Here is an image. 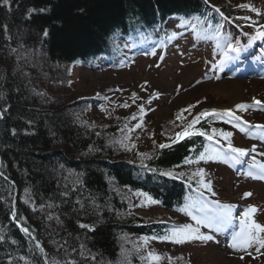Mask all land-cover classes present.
Here are the masks:
<instances>
[{
	"label": "trees",
	"instance_id": "16d2710c",
	"mask_svg": "<svg viewBox=\"0 0 264 264\" xmlns=\"http://www.w3.org/2000/svg\"><path fill=\"white\" fill-rule=\"evenodd\" d=\"M179 1L186 12L195 6L192 0L186 5L182 4L185 0H171ZM121 3L134 21L152 13L151 6L157 2L0 0V264H141L137 252L131 262L126 256L124 262L120 235L159 237L166 231L165 219L172 216L169 211L149 218L127 216L131 192L144 191L167 209L182 203L184 185L176 175L163 173H178L186 159H194L202 144L200 136L175 143L171 140L166 143L169 147H159L147 158L119 155L113 145H106L104 133L88 130L67 115L68 102H39L32 73L27 76L19 69L17 58H7L10 34L14 37L22 27L32 25L36 29L32 43L41 45L52 62L65 64L83 55V39L76 42L68 37L76 22L84 27L83 14L89 17L87 28L100 36L92 40L94 46L101 48L113 22H125V14L119 11L123 9ZM113 5L118 8L117 16L112 13L103 18L109 28L97 30L93 23L98 16L96 9L106 13ZM33 7L37 11L31 13ZM149 19L160 20L155 15ZM45 29L47 37L43 35ZM186 121L181 122V128ZM200 123L204 125L205 120ZM81 224L90 227L82 228ZM22 227L29 228L30 234Z\"/></svg>",
	"mask_w": 264,
	"mask_h": 264
},
{
	"label": "rangeland",
	"instance_id": "374dc122",
	"mask_svg": "<svg viewBox=\"0 0 264 264\" xmlns=\"http://www.w3.org/2000/svg\"><path fill=\"white\" fill-rule=\"evenodd\" d=\"M190 42L191 39H187L182 46H178V48L182 47L181 50L177 48L176 50L170 51L168 57L160 64H153V66L148 65V63L152 62L146 59L137 61L131 69L89 70L76 66L65 67L57 63H47L46 66L42 63V60L35 62L32 59L29 62L26 59L23 62L20 60L18 67L27 76L30 75L29 73H32V77H34L32 79V85L40 90L37 99L43 105L53 102V99L58 98L61 102L66 99L71 105L69 109H65V112L72 111L75 113L74 104L80 102L81 104L79 105L82 110L79 111V114L82 122H79L82 127L88 130H97L99 134L104 133L106 145H113L119 155L143 157L142 154H147L148 157L155 154L154 152L159 148L160 144H166L174 139L175 133L182 130L179 128L181 122L187 118V115H191V113L198 112L204 108L214 106L231 107L237 103L252 101L249 98V100H236L234 98V91L231 90V85L234 84V81H230L229 78L215 80V82L218 81L219 83L215 86L212 84L209 86L202 84L203 81L197 78L204 75L202 73V66L206 67L208 61L200 64L191 62L181 67L176 59L178 56H181L180 52L183 51V48L187 50L189 45H193ZM36 56H38V51L33 50L32 58L36 60ZM214 57V54L210 53L207 56V60H211ZM154 59L150 60L154 61ZM26 66L32 67V69L29 71V69H26ZM191 67L194 68V72L186 79H183L182 76L185 71ZM147 80L152 82L154 88H159L163 91L160 97L155 98L158 102L155 101L154 104L152 102L149 103V99L143 97L147 89L152 90V86L144 83ZM73 83L74 86L71 87ZM222 84L223 86H221ZM116 85L122 87L123 90H115L114 86ZM195 86H197L196 89L194 88L195 90L183 94ZM137 89L140 90L139 95L138 91H136ZM133 93L137 97L135 101H133ZM93 95L96 97L110 95L107 99V107L99 106L97 108V104L92 97ZM87 96H91L90 99L82 103V101L86 100L83 98ZM197 101L200 103L197 104ZM125 103L129 107H123L122 105ZM140 104L148 111L143 116V127L135 128L129 132L125 128V125L128 128H133L138 122L140 118L137 117L136 120H133L132 116L133 114L139 116ZM189 105H196V107L187 112H183L184 120L177 119V115L182 110L187 109ZM256 119L259 120V117ZM86 121H90V124H87ZM125 137L128 138L125 139ZM119 141L127 144L128 148L123 147ZM224 172H226V178L223 180L221 190L223 196L229 197L230 199H238L242 191L253 187L255 190H252L254 191L252 199H256L264 207V199H262V192L260 190L261 188L264 189V183L261 184V182L252 179L249 180L251 183L248 184V181H245L247 178L245 175L233 172L229 168ZM17 197L18 192L16 191L15 198ZM127 202L131 203L130 208L126 212L127 216H143L144 218H149L159 216L163 212L161 208H157V211H154L156 208L150 210L138 209L133 205L129 197ZM119 239L123 245V260L126 256L128 258L127 261L131 262L132 256H136L135 252H137L139 256H136V258L144 260L145 263L147 262L138 235H126L122 233ZM215 242H212L213 245L208 247L207 252H204L205 249L202 251L197 249V247L193 248L197 251L196 255L199 261L203 263L209 262V264H264V252L259 253L258 257H256L257 254L254 252H252L253 255L251 256H241L239 254L243 252L239 251H237L238 254H227L220 241ZM230 244L229 242L228 247H230ZM208 251H210V254ZM168 252L167 250L162 251L164 255H167ZM221 252L224 253V256H222L223 254ZM178 256H174L173 260H177ZM241 257L243 258L241 259ZM227 259L230 260L227 261ZM130 264L133 263L131 262Z\"/></svg>",
	"mask_w": 264,
	"mask_h": 264
},
{
	"label": "snow or ice",
	"instance_id": "6c2138e0",
	"mask_svg": "<svg viewBox=\"0 0 264 264\" xmlns=\"http://www.w3.org/2000/svg\"><path fill=\"white\" fill-rule=\"evenodd\" d=\"M5 3L8 2V0H4ZM244 7H251V10L253 12H258V10L255 7H252L251 5H243ZM40 11H45V9H40ZM217 11H219L217 9ZM190 24L194 34L197 36V38H203V39H216L217 41V47L221 49L223 53V60L221 61V64L224 62L233 59L232 56H230V53H239L242 51L240 48L238 42L234 44L233 42L229 40L221 41V33L219 31V26H217V30L211 34H209L207 29L198 27L200 24L203 23L198 17L196 18V22L192 23L190 21H183L182 25L184 24ZM255 27V34L252 35L251 41H255L257 39H264V25H254ZM48 30L45 29L43 32V35L45 37L48 36ZM173 35H176L174 33ZM171 38V37H170ZM251 41L249 43H251ZM15 51V49H13ZM153 55L156 53L153 52ZM160 59H163V57H160ZM145 84L148 82L145 81ZM143 87V86H142ZM159 93H154V97H158ZM136 94L133 93V101L136 99ZM149 103H151V98L149 99ZM200 103L197 101V104ZM123 107H129L127 103L122 105ZM251 106H258V107H264V100L257 99L256 97L252 98V103H237L233 108H228L224 110H217L215 108L213 109H206L204 111H200L192 120L188 121L183 127L182 130L175 133V137L172 140L173 143H175L178 140H182L186 137H191L194 135H201L205 136L208 141L215 142V147L213 146H204V150L199 153V155L196 157V160H189L186 159L185 163H198L200 161H222L224 163H230V162H239L241 158L245 157L249 154V149L244 147H235L232 141V137L234 133L232 131H225L223 129L218 128H212L211 132L203 131L200 129H196L195 125L199 123V121L202 118L206 117H215L219 120H225L228 123H233L234 121H242L243 117L237 115V111H245ZM196 105H189L187 109L182 110L180 114L177 115V119L184 120L185 117L183 116V112H187L190 109L195 108ZM145 114V109L143 105L139 106V116L140 119L138 122L133 126V128H128L127 125H125V128L131 132L135 128H142L143 127V116ZM133 120L137 119V115L133 114L132 116ZM248 124V121L243 120V124L236 123L234 126L239 129L241 132L248 131L244 125ZM253 128L259 130V134L262 139H264V124H256L252 126ZM128 137H125L127 139ZM222 140L226 143L222 144ZM121 145L125 148H128L127 144H124L123 141H119ZM169 144H160L159 147L161 149L169 147ZM134 147V145H133ZM252 152L256 151L255 146L251 149ZM145 158H147V154H142ZM261 155L264 156V151L261 152ZM253 165L254 169L250 168L245 174L247 176L256 178V179H262L264 180V163L256 164L255 163V157H253ZM2 175V173H0ZM165 176H173L176 175L178 177H183L185 173H174L172 171H166L163 173ZM206 173L203 168H199L196 170V172L192 173V175L189 177V179L197 178L198 188L197 192L202 196L203 193L201 192V189H206L208 193H210L212 196H216V192L213 191L212 187V181L205 179ZM27 191V190H26ZM137 196L143 197L144 201H142L141 206H145V204H157L159 201L154 200L148 193L146 192H140L137 191L135 193ZM64 195H67V193H64ZM252 194L249 192H246L243 194V196L249 197ZM27 202V201H26ZM211 204L213 205L211 211H207L208 209V202H205L200 199H193L189 204H187L185 207L181 208L180 211L185 212L187 215L191 216L193 220L196 221V226H193L192 224H184L179 227H173L171 232L169 234L159 236V237H152V239H160V240H171L175 243H186L191 241H212L215 239L214 235L212 234H205L202 233L200 230V226L203 225L207 228H215V231H223L227 225L231 224L232 217H233V210L235 208V205L232 204H222L220 201L215 200L211 201ZM43 207V206H41ZM257 211L255 206H249L246 210H244L242 217L239 222V230L232 233L231 237V244L230 247L239 251V252H245L247 253V250L249 248H252L255 252L259 253L261 249H264V225H261L257 223L253 218V213ZM199 213V214H197ZM13 217L15 218V213H13ZM49 219L52 217L49 216ZM80 227L82 228H89V225L81 224ZM22 231L26 234H30V229L27 227H22ZM0 239H3V237H0ZM141 239L144 242V245H147L148 237H141ZM15 242V241H13ZM41 253H44V248L37 243L36 245ZM83 247V246H82ZM251 255V253H248ZM83 255V253H81ZM243 257H241L242 259ZM92 259H95L93 256ZM148 259L150 261H158L160 259V256L155 254L154 252L148 253ZM47 264V262H46ZM52 264H58V262L53 261ZM69 264H75V261H70Z\"/></svg>",
	"mask_w": 264,
	"mask_h": 264
},
{
	"label": "bare ground",
	"instance_id": "6f19581e",
	"mask_svg": "<svg viewBox=\"0 0 264 264\" xmlns=\"http://www.w3.org/2000/svg\"><path fill=\"white\" fill-rule=\"evenodd\" d=\"M155 1L158 4L156 3L151 6L152 13L149 12L147 15L140 16L141 19L133 18L134 21L130 18V15L126 14L128 12L126 8L123 7L124 4L121 3L123 9L119 11H121L122 14H125V22L118 21V20L113 22V27H111V29L108 31L109 36H107L104 39L102 38L105 41V44L101 48H97L96 46H94L95 44L92 42V40L100 39V36L93 30V28H91V30L87 28L88 24L85 25V23L89 19V17L88 16L84 17L85 14H83L82 19L85 21V23L83 24L84 27H80L81 23L79 25L76 22L74 24V28H72L75 30H72L71 33H68V37L69 39L71 38L75 39L76 42H79L80 39H83V43H85L84 47L86 48V51L84 52L83 55H77L73 57L72 60H69L65 64H59V63L58 64L62 66L64 65L65 67L76 66V67H81L82 69L85 68L89 70H96L97 68L102 69L103 66L105 65L104 60L107 57L112 56L113 51L116 50V48H118L117 52H121L123 50V46H120L122 41H126V40L134 41L140 36L139 33H147V32L154 31L152 29V20L149 19V15H155L156 18L162 20V23H159L158 28H155V30L158 29L160 33H162L163 35H167L168 33L172 31L173 21L177 15L185 14V13H189L190 15H192L196 13L195 9L206 10V9L213 8V9H219V11L215 13L216 17L218 16L227 17L231 14V11H232L231 7L228 4L217 2V0H192L191 3L194 4L195 2V6L194 7L192 6L193 8L191 10L189 9L188 12L183 10L185 8L184 6H180L181 1H179V3L177 2L173 3L171 2V0H164V1L155 0ZM182 4L186 5L190 3H189V0H185V2H182ZM98 9L99 8H97L95 11L96 13H98L97 14L98 16L93 21V23L97 24L96 25L97 30L106 31V28H109V27L108 25H106V23H104V19L112 13L114 14V17H116L117 16L116 12H118V8L113 5L112 7L109 8V11L106 13H101V12L99 13ZM30 10L32 13L33 10H36V8L33 7ZM240 11H243V9H241ZM134 15H137V14H134ZM90 27H93V26L91 25ZM32 32H36V29L33 27V25L32 27H22V30L20 32H17L14 37H12L13 33L10 34L11 35L10 40H9L10 44H8L10 46H6L5 44H2L3 46H6L5 48L8 50L9 55L7 56V58H10V56H12V57L17 58L19 61L21 60L22 62L26 59L29 60V62L32 59L35 62H39V60H42V63L46 66H47V63L54 64V62H52V60L47 57L46 55L47 52L44 50V48L41 45L37 43H34V44L32 43V41L35 40L34 36L32 35ZM32 36L34 39H32ZM75 36L80 37V38H76ZM11 44H14V45L11 46ZM13 49H15V51H13ZM33 50L38 51V56H36V60L32 58ZM100 55L103 56L102 60H100ZM110 62L116 65L115 63H113L112 60H110ZM262 71H264V67ZM193 72H194V68L192 67L189 68L188 70L185 71L182 78L186 79ZM239 72H240L239 78L229 79L230 81H234L233 82L234 84L231 85V90L234 91V98L236 100H249V99H252L253 97H256L257 99L264 100V79L254 78L255 75H252L253 72L251 70H241V71L239 70ZM246 77H249V78H246ZM213 82L215 81L205 80L202 82V84H204L205 86H209L211 84L215 86L219 84L218 81L215 83ZM73 86H74V83L71 85V87ZM221 86H223V84ZM194 88L196 89L197 86L192 87V89L184 92L183 94H187L191 92L192 90H195ZM36 91L40 92L38 88H36ZM109 96L110 95H107L106 97H102V96L96 97L95 95H93L92 97L97 104V108L99 106L106 108L108 105L107 99ZM90 97L91 96L89 97L87 96V97H84L83 99H86L85 102H87V100H89ZM55 100L61 101L58 98ZM79 104L80 102H76V104H74L75 113H73L72 111L66 112V113L67 115H71L73 118H75L76 122H78L81 125L80 122L82 121L80 118L81 116L79 114V111L82 109ZM67 108L69 109L70 105H68ZM260 121L264 122V117H262ZM86 123L90 124V121H86ZM260 190L262 192L261 196L263 197L261 198L264 199V189L261 188ZM228 260L230 259H227V261Z\"/></svg>",
	"mask_w": 264,
	"mask_h": 264
}]
</instances>
